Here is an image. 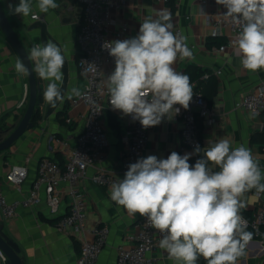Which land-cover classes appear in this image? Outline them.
I'll return each instance as SVG.
<instances>
[{"label":"crops","instance_id":"1","mask_svg":"<svg viewBox=\"0 0 264 264\" xmlns=\"http://www.w3.org/2000/svg\"><path fill=\"white\" fill-rule=\"evenodd\" d=\"M0 2L6 17L18 30L29 52L34 44H43L47 41H52L61 47L65 56L64 67L68 69L69 74L65 95H70L73 88L81 92L85 86V79L79 73L77 65L80 49L76 36L83 19L82 5L76 0H56L60 5L58 8L48 13H41L36 8V0H32V14L38 13L43 17L44 31L40 26L41 23L31 17L32 14L26 18L12 16L8 13L7 0ZM12 2L18 4L19 0ZM161 10L171 12L164 0L125 2L111 13L110 36L117 37V31L123 22L130 28L127 38L135 36L145 18H155ZM225 11L226 9L217 5L215 0H207L204 3L199 0H176L175 10L171 12L173 31L186 38L185 42L193 52L194 58L178 57L173 67L181 73L185 72L188 64L208 68L213 74L214 71L220 70L221 74H214L218 80V91L211 106L212 119H203L204 147L221 139H227L233 148L243 145L251 150L254 159L264 170V147L252 144L250 141L251 135L262 130L264 126V111L252 113L235 108L236 99L241 94L254 90L264 79V69L253 73L242 67L240 57L234 54L231 46V41L235 37L229 28L223 27L222 32L217 34L222 37L221 43L226 46L224 50H212L220 45L207 44V37L213 35L214 31L206 22V15H220ZM17 59H20L17 52L0 28V141L18 125L28 103V77L19 75L15 71ZM38 79L44 94L49 81L41 80L39 77ZM61 82L62 80L57 82L59 86ZM70 100L58 103L56 108H49L44 100L40 114L32 120V126L27 132L9 149L0 152V189L8 200H19L28 195L42 158L52 157L57 161H64L57 139L74 144L77 135L83 129L87 111L84 103L80 102L72 106ZM109 112L115 116V123L111 122ZM109 112L106 117L109 137L106 147L107 159L98 162L95 167H90L87 176L80 183L87 199V218L83 232L80 228L62 231L57 227L56 217L63 215L69 209L68 197L61 201L57 214L50 211L44 199L32 207H20L17 214L11 217H6L0 207V231L15 247L23 264H77L81 239H91V229L97 224H107L110 229L107 244L97 264H116L118 246L121 244L128 246L131 243L130 236L137 232L142 216L138 213L129 215L126 209L110 199V187L97 185L91 179L98 166L118 170L125 148L121 133L127 126V118L122 117L118 110ZM174 115V112L169 114L173 117L171 121L165 118L160 125L150 128L149 140L141 157L156 155L158 158H167L172 151L179 152L182 120L181 117ZM186 152L193 150L186 149L181 155ZM17 163L26 164L29 170L27 179L20 186L13 185L6 179L11 166ZM212 167L213 170L216 168L214 165ZM240 199L252 214L256 206L264 201V192L257 193L253 189L245 192ZM155 254L159 255L157 264H178L170 260L167 252L159 246ZM1 256L0 251V260ZM237 264H264V247L259 240L254 238L249 242L245 255L238 259Z\"/></svg>","mask_w":264,"mask_h":264},{"label":"clouds","instance_id":"2","mask_svg":"<svg viewBox=\"0 0 264 264\" xmlns=\"http://www.w3.org/2000/svg\"><path fill=\"white\" fill-rule=\"evenodd\" d=\"M226 9L224 16L240 28L231 41L234 54L245 70L264 69V0H215ZM60 5L56 0H36V8L48 13ZM8 13L26 18L33 11L32 0H7ZM172 14L161 10L147 17L138 33L124 40L105 41L102 48L114 58L115 68L107 75L109 104L121 116H131L144 129L158 126L170 113L188 110L193 99L190 77L175 70L180 59H192L186 38L173 31ZM213 32V35H217ZM34 67L21 59L15 62L19 75L35 72L49 81L44 100L51 108L65 96L57 82L62 80L65 56L52 41L34 44L28 54ZM72 95L79 96L77 88ZM174 115V116H175ZM193 155L199 158L194 164ZM219 170H213L212 166ZM264 170L251 150L231 147L227 139L213 142L181 155L172 151L167 158L141 157L127 166L122 180L110 187V199L129 215L146 217L162 234L159 247L178 264H237L253 238L240 214L246 207L240 198L245 192H264Z\"/></svg>","mask_w":264,"mask_h":264},{"label":"built area","instance_id":"3","mask_svg":"<svg viewBox=\"0 0 264 264\" xmlns=\"http://www.w3.org/2000/svg\"><path fill=\"white\" fill-rule=\"evenodd\" d=\"M83 7V19L79 24L76 41L80 49L77 60L79 73L85 79V86L79 96L70 100L72 106L84 103L87 111L84 116V126L77 135L75 143L57 139L59 149L64 155V161H57L52 157L40 160L37 176L32 183L28 195L19 200L10 201L0 189V207L6 217L17 214L20 207H32L43 199L50 211L57 214L63 198H69V209L56 220L57 227L62 231L80 228L83 232L87 218V199L81 190L80 183L87 176L88 169L95 167L98 162L107 159L108 129L106 126L107 113L113 110L109 104V94L106 87L107 75L115 68L114 58L102 48L105 41L124 40L130 32L127 23H121L117 37L110 36L109 23L111 13L129 0H76ZM167 2V0H164ZM207 0H199L206 2ZM226 12V11H225ZM224 12V13H225ZM207 14L206 22L213 27V31L221 33L223 27L229 28L236 37L240 28L234 25L230 18L223 14ZM33 19L43 21L38 13H33ZM44 22V21H43ZM225 44L212 50H224ZM212 73L206 72L201 79L206 81ZM221 74L220 70L214 71ZM213 74V75H214ZM193 99L188 110L181 106L179 117L182 120L181 144L179 154L186 149L194 150L198 144L204 147V140L199 129V118L211 120L212 108L208 104L198 81L191 82ZM235 108L252 113L264 111V79L254 90L241 94L235 101ZM127 126L121 133V140L125 148L121 155L118 170L103 166L96 167L92 181L100 186L111 187L113 183L122 180L127 166L141 157L149 140L150 128L144 129L139 121H133L126 116ZM26 164H13L6 175L9 183L20 186L28 177ZM64 184V185H63ZM241 214V213H240ZM242 215V214H241ZM243 216V215H242ZM247 227L253 230L254 238L264 247V201L260 202L251 217H245ZM107 224H97L91 229L92 238L81 239V251L77 264H97L99 257L107 244L109 236ZM162 234L154 229L146 217H142L138 230L130 236L128 246L121 244L117 248L116 264H157L159 255L155 250L159 246Z\"/></svg>","mask_w":264,"mask_h":264},{"label":"water","instance_id":"4","mask_svg":"<svg viewBox=\"0 0 264 264\" xmlns=\"http://www.w3.org/2000/svg\"><path fill=\"white\" fill-rule=\"evenodd\" d=\"M38 22L41 23L40 26L45 31L44 22L41 20H38ZM0 28L2 29L3 33L6 35L12 46L14 47L19 58L25 63L26 66L29 67V69H32L34 65L28 59L29 51L24 46L19 33L16 31V29L13 27L11 22L6 17L1 2H0ZM62 73H63V79L60 88L65 96L64 102H66L69 100L68 99L69 95H65L68 87L69 74H68V69L64 66L62 68ZM27 77L29 84L27 107L18 125L13 130H11L10 133L4 139L0 141V152L9 149L13 145V143H15L18 139H20L32 126V117L37 106L38 91L42 88L39 85V79L35 72H31V74L27 75ZM43 104H44V100L40 104V106ZM46 105L50 108L48 104ZM58 217L59 216H57L56 219ZM0 251L2 254L0 264H23L21 258L17 254L15 247L5 238L4 234L1 231H0Z\"/></svg>","mask_w":264,"mask_h":264},{"label":"trees","instance_id":"5","mask_svg":"<svg viewBox=\"0 0 264 264\" xmlns=\"http://www.w3.org/2000/svg\"><path fill=\"white\" fill-rule=\"evenodd\" d=\"M175 3H176V0H167V2H166V4L170 7L171 12H173L175 10ZM13 27L16 29V27L14 25H13ZM16 31L18 32L17 29H16ZM221 38L222 37L220 35H215V36L210 35L207 37V44L209 46H211L212 44L221 45L222 44ZM206 72L212 73L211 70L208 68H202V67H199V66L194 65V64H188L185 68L184 74H186L190 77V82L198 81V85L202 89V92H203L205 98L207 99L208 104L210 106H212L214 103V98H215L217 91H218V80H217V78H215V76L213 74H211V76L209 77L208 80L203 81L201 79V77ZM42 102H43V93H42V89H40L38 91L37 106H36V109L33 113L32 120L37 115L40 114V111H41L40 104ZM109 116L111 117V119H110L111 122L115 123L114 122L115 116L112 114V112H109ZM198 122H199L200 133L202 135V131L204 129V121L202 118H199ZM250 141L252 144H259L260 146L264 147V126H263L262 130L256 131L251 135ZM198 158H199L198 156L191 157L189 163L194 164ZM214 170L218 171L219 169L216 167ZM240 213L245 217H251V215H252L251 211L248 210L247 208L241 209ZM246 231L253 233V230L250 228V226L246 227ZM252 239H254V233H253ZM197 264H207V262L203 257H199L197 260Z\"/></svg>","mask_w":264,"mask_h":264}]
</instances>
